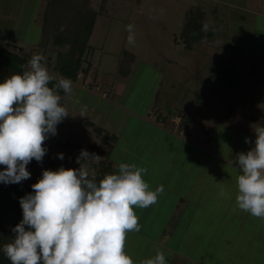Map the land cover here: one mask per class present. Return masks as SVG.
Wrapping results in <instances>:
<instances>
[{"label": "rangeland", "instance_id": "rangeland-1", "mask_svg": "<svg viewBox=\"0 0 264 264\" xmlns=\"http://www.w3.org/2000/svg\"><path fill=\"white\" fill-rule=\"evenodd\" d=\"M73 1L78 2V4L75 3L76 5L84 3L99 13L87 40L82 62L83 69L79 70V78H77L79 83L84 82L83 72L89 71L90 62L93 65L99 62L101 64L99 73L106 71L109 75V73H116L120 64V54L122 56L125 51H130L136 55V59L131 66H128V77L119 76L120 78L117 77L114 84L108 85L106 92L109 94V99L143 113L147 111L150 104L155 103V106L157 104L161 109V118L164 120H168L175 112L195 111L196 113L199 109H204L206 114L202 118L199 117L201 121L203 120V126L210 127L220 121L219 125L222 127L223 122L232 119L235 126L243 131L231 134L228 126H225L226 132L223 133V128H220L219 136L217 132H212L210 149L220 150V152L222 150L233 155L234 142L237 140L238 153L247 152L249 143L245 142V138L250 140V137L244 132V128L264 124V113H260V110L264 108V0ZM72 5L71 3V7ZM47 10L56 19L62 9L57 3L49 0H0V46L19 52L26 61L35 54H42L49 72L55 80H58L61 76L55 69V64L58 62L57 54L67 51L69 44L55 43L54 38L57 34H55V28L51 26L49 31L50 33L54 31L53 35L43 37L42 22ZM199 14L202 17L200 20L209 26V30L202 38L194 42L192 48H187L182 38L186 19L193 17L199 20ZM61 21L64 22V20ZM129 24L134 25L132 33L135 38L134 44H129L127 40L129 32L126 26ZM85 28L82 25L78 26L77 34L83 36ZM56 33L62 32L56 31ZM232 45H236V48L237 45L241 46L243 49L241 57L233 55L235 50L232 49ZM29 49H32L31 54ZM221 63L230 67L233 79L237 82L236 86L228 87L216 77V66H221ZM86 66L88 68L84 70ZM2 76L0 73V80L4 81L1 79ZM207 77L209 83L206 80ZM85 86L92 85L85 84ZM214 88H218V91H214ZM73 92L74 96H66L65 107L68 118L75 127L82 131L85 128L88 133L95 136L91 129L84 126L83 121L104 109L108 112L104 114V117L111 126V132L115 130L117 134L120 133V128L127 116L124 112L118 110L116 106L111 108L107 106L103 109L100 104L96 106L97 100L94 95L75 86H73ZM76 98L79 99L80 104L74 103ZM251 100H253L252 103ZM82 105L87 106L85 117L79 116ZM95 106L98 111H92ZM231 110H233L232 113ZM254 113L258 115L257 119L251 120L250 115ZM167 120L165 122L169 123ZM195 121L198 122L197 119ZM201 131L203 132L202 129ZM78 133L85 134L81 131ZM71 134L73 133L70 130L63 134L58 124L56 135H49L44 143L47 151L42 162L34 160L31 166L27 165L31 176L21 183L30 187L42 177L43 170L55 171L61 166L66 169H78L80 167L77 163L78 157H68L63 149H59L60 144L65 139H69L68 136ZM164 139L175 140L172 137H164ZM88 141L94 143V138ZM70 145V155H73L74 147ZM120 146L119 139L115 142V150L121 160L123 158ZM158 147L152 144L154 152L156 149L163 156H167L160 142ZM187 148L186 144L177 143V149L181 152L182 150L185 152ZM60 153L64 155L62 160L58 157ZM154 157L157 158L155 154ZM154 166V161L147 166L150 167L147 171L150 189L158 187L155 185L158 182H156L157 178L152 172ZM88 167L90 177L92 174L96 175V167L90 164ZM194 172L197 174L200 169L196 167ZM166 183L170 185V179ZM196 188L192 189L194 202L197 199L201 201L196 191H200V183L196 184ZM167 195H160L158 202L148 208L135 209L141 230L128 233L125 245V251L132 257L135 264L153 257L157 250L164 252L168 264H185L186 260L176 257L172 249L179 250L184 256L198 255L197 259L201 264H264V246L258 251L259 245L255 244L259 238V235L254 232L259 226L255 225L257 221L247 226V230L252 231L247 239L243 236L237 240L233 239L235 231L224 227L206 229L208 235L202 236H200L201 229L195 228V237L178 241L182 229L170 228V225L174 224L173 220L177 221L180 214L175 213L178 216L173 214L171 210L173 206H170V203L174 205L175 197ZM201 212H198L199 217ZM261 231L260 235L264 236V227ZM177 250L175 252L179 255Z\"/></svg>", "mask_w": 264, "mask_h": 264}, {"label": "clouds", "instance_id": "clouds-1", "mask_svg": "<svg viewBox=\"0 0 264 264\" xmlns=\"http://www.w3.org/2000/svg\"><path fill=\"white\" fill-rule=\"evenodd\" d=\"M126 27L128 43L134 44V25ZM44 61L42 54H35L27 61V70L0 82V165L4 166L0 182L5 184L30 178L27 165L33 159L42 162L45 141L69 116L60 93L74 96L72 81L60 77L53 84L55 78ZM74 103L80 104L79 99ZM86 113L87 106L82 105L79 116ZM253 131L254 147L235 157L241 173L235 203L239 210L264 220V126ZM245 142L251 143L247 137ZM58 157L64 159L63 153ZM99 158L81 150L78 169L43 170L31 185L33 192L19 200L23 219L2 249L10 264H135L125 251L128 233L141 230L135 209L156 204L163 185L151 190L143 178L147 169L129 163H120L117 172L97 183L87 162ZM221 195H226L223 189ZM140 264L168 262L157 250Z\"/></svg>", "mask_w": 264, "mask_h": 264}, {"label": "crops", "instance_id": "crops-1", "mask_svg": "<svg viewBox=\"0 0 264 264\" xmlns=\"http://www.w3.org/2000/svg\"><path fill=\"white\" fill-rule=\"evenodd\" d=\"M31 52L32 49H29V54H31ZM107 52L111 51L107 50ZM132 55L134 58L131 61L130 66L136 59V55L133 53ZM233 55L241 57L243 55V49L241 53H233ZM123 57L124 56H121L120 54V61ZM100 65L99 62L95 65L90 62L89 71L83 72V83L77 81L80 71L75 80H70L76 88L94 95L97 100L96 106L100 104L102 109L107 106L110 108L116 106L118 110L127 115L120 128V133L118 132L117 134L115 130L111 132V126L108 124L106 117H104V114L106 115L108 112L104 109L99 112V114H94L93 117L83 121L84 126L91 129L95 133V136L88 133L87 129L84 127V131L80 128L78 129L73 125L72 121L66 117L61 123H59V127L63 134H66L69 130L73 134L69 135V139H65V141L60 144L59 149H63L68 157L73 156L75 158L80 156L81 150H87L89 153H94L100 158L98 160L88 161L87 164L95 167L98 163L95 172H104L102 173L104 175L117 172L120 163L136 164L138 167L146 168L148 171L150 167L147 166L151 165L154 161L155 166L152 169V172H154L153 176H156L157 178L156 182L158 181L155 185H163L164 188V191L160 195L166 196L168 194L175 197L174 205L173 203H170V206H173L171 207V210L174 215L175 213H179L180 215H175L178 216L176 219L177 221L175 222V220H173L172 222H174V224L170 225V228L179 227L182 229L178 241L183 240V238L188 239L190 237H195V228L201 229L200 236L208 235L206 229H222L224 227L232 229V231H235L233 233V239L236 238V240L242 236L244 239H247L252 232L247 230V226L252 225L255 221H257V224L255 223V225L261 226V231V228L264 227V220L253 217L249 213L239 210L235 203V197L237 194L236 180L237 176L241 174L235 160V157L238 154V145H236L238 144L237 140L234 142L235 147L233 149V155L228 154L227 152L225 153L222 150L220 152V150L216 151L210 149V137L212 132H217L216 134L219 136V132L221 131L220 128H223L222 132L224 133L226 132L227 126L231 134L243 130L238 129L232 119L223 122L222 127L219 125L221 123L220 121H218L216 125L212 124V127L203 126V120L201 121L200 118L206 116V114H204V109H199L196 113L195 111L190 113H182L181 111L175 112L168 120H164L161 118V109L157 104L155 106V103L152 105L150 104L147 111L144 113L135 108L118 104L114 102V100L109 99V94L106 92V89L108 90V85L114 84L117 77L126 78L128 75L121 76L119 69L116 70V73H109V75L106 71L100 74ZM114 65L116 67V64ZM60 76L65 77L61 74ZM206 80L209 83L208 77ZM85 84H91L92 86L86 87ZM235 84L237 85L236 79L233 86H236ZM214 91L217 92L218 88ZM62 99V105L65 106L66 96L64 94ZM250 102L252 103L253 100ZM96 106L92 111H98ZM232 111L233 110H231V113ZM260 113H264V108L260 110ZM257 116L256 113L251 114L250 119L256 120ZM195 119H197L198 122H196ZM166 120L169 121V123H166ZM101 123L102 125H100ZM94 126L101 128V132L96 130ZM262 126H264V124H262ZM255 127H258V125L244 128V132L250 137L251 141L246 148L247 151L254 147L256 137L253 128ZM230 128H234L235 130H231ZM79 131L85 134H79ZM164 137H172L175 140L164 139ZM93 138L94 143L88 141L93 140ZM119 139L121 141L120 153L123 158L121 160L115 150V142ZM95 142H99L100 144ZM159 142L167 156H163L162 153H159L156 149L155 152L153 151L152 144L158 147ZM177 143H180L181 145L186 144L188 147L187 150L185 152L182 150L183 152H181L177 149ZM70 144L74 147L75 154L73 155H70ZM194 148L196 150H194ZM154 154L157 158L154 157ZM81 163L84 162L81 161ZM195 166L200 169V172L197 174L194 172V169L196 168ZM147 171L143 174V178L148 183L150 180L147 178V176H149L147 175ZM168 179H170V185L166 183ZM197 179H200L201 181ZM199 183L201 189L200 191H196L199 193L197 196L201 197V201L197 199L196 202H194V199L192 198L194 192L192 189H197L196 184ZM180 189H183L184 191H181ZM222 189L226 193L224 196L221 195ZM151 190H155V188H151ZM204 197L205 202H203ZM199 211H202L200 217L198 215ZM259 226L257 230L254 231L259 235L257 241H255V244L257 243L259 245L258 251L264 246V236L260 235ZM191 229L193 231H191ZM172 251L176 257L185 259V264H201L200 260L197 259L198 255L184 256L179 250H177L179 252V255H177V252H175L174 249H172Z\"/></svg>", "mask_w": 264, "mask_h": 264}, {"label": "trees", "instance_id": "trees-1", "mask_svg": "<svg viewBox=\"0 0 264 264\" xmlns=\"http://www.w3.org/2000/svg\"><path fill=\"white\" fill-rule=\"evenodd\" d=\"M49 1L55 4L57 3L62 10H60V15L58 14L56 19L49 10L46 11L45 19L42 22V35L43 37H47L50 34L53 35L54 31L52 30V33L49 31V27L51 26L55 28V34H57L54 38L55 43L69 44V49L67 51L59 52L57 54L58 62L55 64V69H57L61 75L71 80H75L79 70L83 69L82 62L84 59L83 55L85 54V48L87 46V40L91 34L95 18L99 13L95 9L87 7L84 3L76 5L78 2L73 0ZM71 3L73 4L72 7ZM192 18L193 17H187L185 23L186 28L185 30L183 29L182 34L183 42L187 48H192L194 42H196L197 39L202 38L206 33V31L203 30L205 24L200 20L202 17H200L199 20ZM61 20H64V22ZM61 25H65L66 27L61 28ZM81 25L86 27L83 36H80L79 33L77 34V28L78 26L81 27ZM56 31H61L62 33H56ZM232 46V49L235 50V54L241 53V47L237 46L236 48L235 45ZM123 54L124 57L121 59L118 69L120 74L127 76V69H129L128 66H130L134 57L132 53L128 51H125ZM26 64L27 61L22 58L19 52H14L0 46V73L3 75L1 79L9 77L13 73H23V71L27 70ZM87 68L88 66H86L84 70ZM215 74L216 77L220 79L221 83L226 86L231 87L234 85L235 79H233L229 66L224 64L219 67L216 66ZM220 74L223 75L219 76ZM0 82L3 81L0 80ZM55 82L56 80L54 79L53 84H55ZM214 90H216V88H214ZM63 94V92L60 93L61 96H63ZM61 103H63V99L61 100ZM94 128L101 132V128L97 126H94ZM33 163L34 159L28 165L31 166ZM97 166L98 163L95 167ZM3 170L4 166L0 165V171ZM104 176V174L100 175L97 171L95 175L96 182L98 183ZM24 188L26 190H24ZM32 192L33 190L31 186H25L21 182L18 184H5L0 182V264H10V261L3 254L2 249L5 244L12 241L15 236L12 229L23 219L22 208L19 203L20 198Z\"/></svg>", "mask_w": 264, "mask_h": 264}]
</instances>
